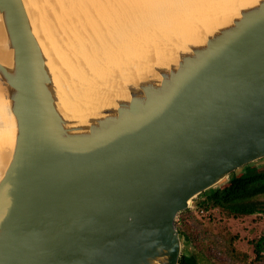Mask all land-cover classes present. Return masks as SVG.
<instances>
[{
    "label": "water",
    "instance_id": "95a60500",
    "mask_svg": "<svg viewBox=\"0 0 264 264\" xmlns=\"http://www.w3.org/2000/svg\"><path fill=\"white\" fill-rule=\"evenodd\" d=\"M27 1L33 17L0 0V96L23 129L0 179V264H179L178 215L264 159V0L80 123L68 52Z\"/></svg>",
    "mask_w": 264,
    "mask_h": 264
},
{
    "label": "bare ground",
    "instance_id": "6f19581e",
    "mask_svg": "<svg viewBox=\"0 0 264 264\" xmlns=\"http://www.w3.org/2000/svg\"><path fill=\"white\" fill-rule=\"evenodd\" d=\"M63 1L59 8L60 25L65 32L59 33L62 44L69 50L63 65L72 64L78 77L70 78L63 92L66 105L79 114L75 122L80 123L78 120L85 119L87 113H99L103 107L114 106L116 96H121L126 85L138 81L145 71L172 56L174 61L189 44L200 42L206 32L229 22L241 8L253 6L259 0ZM24 2L33 17L28 1ZM81 14L82 25H74L69 15ZM8 56L0 27V61L7 62ZM53 62L56 77H63ZM22 133V127L14 123L0 96V179Z\"/></svg>",
    "mask_w": 264,
    "mask_h": 264
},
{
    "label": "rangeland",
    "instance_id": "374dc122",
    "mask_svg": "<svg viewBox=\"0 0 264 264\" xmlns=\"http://www.w3.org/2000/svg\"><path fill=\"white\" fill-rule=\"evenodd\" d=\"M39 1L43 3L42 8L44 14L47 16L45 17L46 20L50 18L49 24H57L55 30L52 29L51 31L50 28L48 29L49 36L54 33L51 36V40H55L59 37L58 35L60 33H64L57 21L58 19H61L59 8L64 1ZM67 5L69 6L70 4L67 2ZM71 17H73L74 25H82L83 14L77 16L69 15V18ZM66 20L70 19L66 17ZM53 30L55 32H53ZM36 34L39 38V42L42 43V48L44 49V41L40 39L41 36L38 34V31H36ZM62 41L65 42V40ZM63 49L65 52H69L65 46ZM45 50L46 48L44 51ZM252 168H254L256 172L264 171V159L253 164ZM239 174L240 172H238L237 176ZM227 185V181L223 182L222 185H220V188ZM258 200L264 202L263 197H260ZM200 201L204 202V197H196L193 199L190 207L185 212L179 214L175 221L179 234H182L180 237L182 244L181 255L186 254L187 256H193L197 264H230L229 258H227L222 251H227L228 248H233L234 251L238 253V259L240 260L236 264H254L253 260L256 257L255 245L262 239L261 244L263 249L259 254L261 257L259 262L264 264V215L261 213L252 215H235L230 213L229 210H222L220 208H209L202 214L200 211L202 208L199 207ZM184 235L188 238L185 239ZM241 255H246V258H242Z\"/></svg>",
    "mask_w": 264,
    "mask_h": 264
},
{
    "label": "trees",
    "instance_id": "16d2710c",
    "mask_svg": "<svg viewBox=\"0 0 264 264\" xmlns=\"http://www.w3.org/2000/svg\"><path fill=\"white\" fill-rule=\"evenodd\" d=\"M198 197H204V202H199L202 214L209 208H220L229 210L230 213L235 215H252L256 213L264 215V202L258 200L260 197L264 198V171L256 172L252 165L246 166L240 171L238 176L234 175L230 178L227 186L212 188ZM184 237L185 239L188 238L185 235ZM261 242L262 239L255 245L256 257L253 260L254 264H261L259 262L261 259L259 254L263 249ZM222 253L229 258L230 264H236L240 261L238 253L233 248H228L227 251H222ZM241 257L246 258V255H241ZM179 264L197 263L193 256L181 255Z\"/></svg>",
    "mask_w": 264,
    "mask_h": 264
},
{
    "label": "flooded vegetation",
    "instance_id": "af4514ba",
    "mask_svg": "<svg viewBox=\"0 0 264 264\" xmlns=\"http://www.w3.org/2000/svg\"><path fill=\"white\" fill-rule=\"evenodd\" d=\"M184 255H186V254H184ZM187 256V255H186Z\"/></svg>",
    "mask_w": 264,
    "mask_h": 264
},
{
    "label": "built area",
    "instance_id": "2783aa9c",
    "mask_svg": "<svg viewBox=\"0 0 264 264\" xmlns=\"http://www.w3.org/2000/svg\"><path fill=\"white\" fill-rule=\"evenodd\" d=\"M201 213H202V211H201Z\"/></svg>",
    "mask_w": 264,
    "mask_h": 264
}]
</instances>
